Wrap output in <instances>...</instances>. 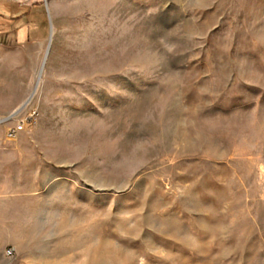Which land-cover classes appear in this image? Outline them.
Segmentation results:
<instances>
[{
	"label": "rangeland",
	"instance_id": "obj_1",
	"mask_svg": "<svg viewBox=\"0 0 264 264\" xmlns=\"http://www.w3.org/2000/svg\"><path fill=\"white\" fill-rule=\"evenodd\" d=\"M0 264H264V0H0Z\"/></svg>",
	"mask_w": 264,
	"mask_h": 264
},
{
	"label": "built area",
	"instance_id": "obj_2",
	"mask_svg": "<svg viewBox=\"0 0 264 264\" xmlns=\"http://www.w3.org/2000/svg\"><path fill=\"white\" fill-rule=\"evenodd\" d=\"M12 3H15L19 6H26L27 4H29L30 1L32 0H6ZM46 4L48 3V0H43ZM23 130V126L19 125L17 128H13L11 130H9V137L10 138H14L16 137V135L19 133V131Z\"/></svg>",
	"mask_w": 264,
	"mask_h": 264
},
{
	"label": "trees",
	"instance_id": "obj_3",
	"mask_svg": "<svg viewBox=\"0 0 264 264\" xmlns=\"http://www.w3.org/2000/svg\"><path fill=\"white\" fill-rule=\"evenodd\" d=\"M18 19H21V18H18Z\"/></svg>",
	"mask_w": 264,
	"mask_h": 264
},
{
	"label": "water",
	"instance_id": "obj_4",
	"mask_svg": "<svg viewBox=\"0 0 264 264\" xmlns=\"http://www.w3.org/2000/svg\"><path fill=\"white\" fill-rule=\"evenodd\" d=\"M52 27V26H51ZM17 114V113H16Z\"/></svg>",
	"mask_w": 264,
	"mask_h": 264
}]
</instances>
